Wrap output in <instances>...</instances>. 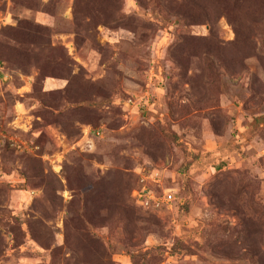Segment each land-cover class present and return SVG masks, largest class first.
<instances>
[{
	"label": "rangeland",
	"instance_id": "rangeland-1",
	"mask_svg": "<svg viewBox=\"0 0 264 264\" xmlns=\"http://www.w3.org/2000/svg\"><path fill=\"white\" fill-rule=\"evenodd\" d=\"M0 44V264H264V0H0Z\"/></svg>",
	"mask_w": 264,
	"mask_h": 264
},
{
	"label": "built area",
	"instance_id": "built-area-1",
	"mask_svg": "<svg viewBox=\"0 0 264 264\" xmlns=\"http://www.w3.org/2000/svg\"><path fill=\"white\" fill-rule=\"evenodd\" d=\"M131 198L135 205L144 211H156L162 207L170 209L174 201L170 190L158 194L144 185L135 188L131 193Z\"/></svg>",
	"mask_w": 264,
	"mask_h": 264
},
{
	"label": "trees",
	"instance_id": "trees-1",
	"mask_svg": "<svg viewBox=\"0 0 264 264\" xmlns=\"http://www.w3.org/2000/svg\"><path fill=\"white\" fill-rule=\"evenodd\" d=\"M24 33L27 35V37L29 36L30 38H35L36 36H38V31L36 28L32 27V26H27L25 29H24ZM6 37L10 40H13L14 39V34L12 32V30H10V32H7L6 34ZM14 42V41H13ZM3 49V46L0 44V51ZM0 58H2V56L0 55ZM54 70H56L54 68ZM136 188V187H135ZM131 189L130 190V193H132V191L135 189ZM131 197V196H130ZM131 202L132 204L137 207L138 209H140L138 206L135 205L134 203V200L131 198ZM116 207L118 210H120L122 212V214H124V216L126 217V219H128L129 217L127 216L128 212L125 211V207L121 204V203H118L116 202Z\"/></svg>",
	"mask_w": 264,
	"mask_h": 264
}]
</instances>
